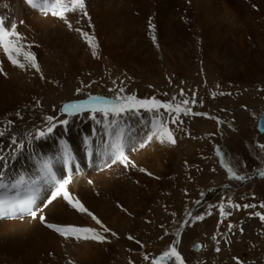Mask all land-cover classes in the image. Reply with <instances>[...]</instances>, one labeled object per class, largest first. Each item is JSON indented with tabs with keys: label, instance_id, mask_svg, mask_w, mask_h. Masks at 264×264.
Returning a JSON list of instances; mask_svg holds the SVG:
<instances>
[{
	"label": "bare ground",
	"instance_id": "bare-ground-1",
	"mask_svg": "<svg viewBox=\"0 0 264 264\" xmlns=\"http://www.w3.org/2000/svg\"><path fill=\"white\" fill-rule=\"evenodd\" d=\"M85 2L90 25L88 17L81 18L80 13H68L67 19L73 29L80 28L95 36L96 57L85 39L50 11L45 14L39 7H32L28 0H0L2 17L9 25L16 22L17 31L23 37L20 43L25 47L18 59L23 62V51L34 53L44 77L41 79L35 69L25 71L14 66L0 49V66L3 67L0 73V130L7 128L9 121L22 125L19 129L11 126L0 135V156L4 157L0 172L4 173L5 183L22 181L18 183L20 186L31 187L35 194L34 207L42 210L35 219L28 215L22 219H0V264H106L113 247L111 232L103 233L106 237L103 242L77 241L65 239L46 226V223L75 225L102 232L91 216L73 208L62 195L52 199L56 182L71 177L66 188L73 202L78 200L113 231L120 217L117 207L125 201L134 207L143 199L145 189L139 184L141 176L152 174V170L162 173L163 165L158 163L157 157L161 145L151 146L150 142L144 148L134 147L136 150L129 153L136 167H125L121 163L109 167L110 145L115 137L109 136L104 124L97 123L91 116L82 120L84 113H61L52 133L37 139V130L46 132L47 129L42 116L48 110L55 112L47 104L48 95L41 96L45 88L93 70L98 73L93 72L91 78L98 80L101 73H105L100 71L101 62L106 68L112 67L127 76L147 73L149 63L156 69L160 64L156 59L158 52L163 54L166 66H173L177 61L176 51L182 59L199 47L208 54L210 66L227 74V64L235 62L233 71L240 75L248 71L253 62L256 49L251 45L260 48L264 56V0ZM150 23L154 27L150 28ZM78 98L70 90L59 97L63 105ZM37 106L41 108H34ZM32 110L40 117L32 115ZM28 115L32 116L31 120ZM60 120L76 121L63 125L58 122ZM150 126L147 114L120 119L119 127L126 129L125 151L133 147L134 139L143 142L141 135H146ZM13 137L23 143L22 149L12 143ZM65 147L70 159L65 157ZM45 162L50 165L49 173L44 170ZM140 168L146 171L141 172ZM41 214L46 223L38 218ZM127 243L129 249L139 248L136 241ZM199 248L194 245L193 251L198 252Z\"/></svg>",
	"mask_w": 264,
	"mask_h": 264
},
{
	"label": "rangeland",
	"instance_id": "rangeland-1",
	"mask_svg": "<svg viewBox=\"0 0 264 264\" xmlns=\"http://www.w3.org/2000/svg\"><path fill=\"white\" fill-rule=\"evenodd\" d=\"M251 48L256 49L253 62L241 75L233 71L235 62L229 61L227 74L213 68L207 63L208 54L196 47V52L182 59L176 51L177 61L173 66H166L167 62L159 52L156 54L160 63L157 69L149 63L147 73L138 72L131 76L118 73L112 67L106 68L101 62L100 71H105L101 73L103 79L91 78L98 71H87L75 79H66L44 89L41 96L48 95L47 104L55 110H48L42 116L45 129L59 120L63 106L59 97L67 90L74 97H80L75 100L86 99L89 94L112 98L120 88L124 89L121 95L135 94L141 99L155 96L169 102L176 97L174 104L187 98L191 113L207 114L185 116L181 112L179 119L183 123L177 128L171 123L167 111L160 109L168 120V127L174 131L176 142L174 145L155 139L150 142L151 146L154 143L161 145L157 157L158 163L163 165L162 173L152 170V177L147 174L141 176L139 184L145 192L138 205L131 207L130 202L125 201L117 207L120 217L117 218V228L111 231L117 235L110 236L113 247L106 264H152L153 259L159 258L174 244L184 264L264 263V220L257 215L264 214V208L260 207L264 203V176L261 175L264 172V148L260 147L264 145V133L257 129V119L264 110V56L260 48L252 45ZM258 58H262L261 61ZM78 88L83 90L77 93ZM181 89L184 97L179 94ZM193 94L195 104L191 103ZM40 106L34 108L39 109ZM181 107L185 106L181 104ZM31 112L39 115L36 111ZM141 114L149 115L150 121L153 118L151 113L143 110ZM84 115L82 120L89 118L91 113L85 112ZM175 115L173 112L172 116ZM49 116L56 120L49 122L46 119ZM27 117H30L28 120L32 118L30 115ZM97 117L99 119V114ZM67 121L74 123L76 120ZM11 126L22 128L20 122L8 124L7 128ZM7 128L0 132H6ZM145 137L141 135L143 141ZM138 142L134 139L133 147L125 151L134 163L135 159L129 153L136 150ZM86 163L90 165V161ZM229 168L245 179L231 178ZM229 200L241 208L231 207ZM221 203L230 215H220ZM243 205L256 207L245 209ZM189 213L193 219L189 218ZM201 215L203 220L194 221ZM229 225L233 227L229 229ZM129 236L134 239H129ZM132 241L139 242L138 249L126 247L127 242ZM199 242L203 247L198 252L193 251L195 243ZM217 247L219 251H216ZM145 255L149 259L145 260ZM161 264L176 262L172 258L161 261Z\"/></svg>",
	"mask_w": 264,
	"mask_h": 264
},
{
	"label": "snow or ice",
	"instance_id": "snow-or-ice-1",
	"mask_svg": "<svg viewBox=\"0 0 264 264\" xmlns=\"http://www.w3.org/2000/svg\"><path fill=\"white\" fill-rule=\"evenodd\" d=\"M28 3L34 7H39L41 11H43L45 14H47L49 11L51 12V15L57 16L60 19L64 20V22L67 24L68 28L70 30H74L77 33H79L86 41V43L90 46L93 57L97 56V48L98 44L96 42L95 36L90 35L88 32H84L80 28L73 29V26L71 22L67 19L68 13H80L81 18L88 17L87 13V6L85 0H28ZM89 19V25H90V17ZM79 23V21H77ZM17 23L11 22V24H8V21L5 17H0V49L3 50V52L7 55L8 60L16 67H18L21 70H29V69H35L37 73H40L41 79H43V74L41 71V68L39 66V63L37 62L35 58V54L30 51H23V62H21L18 59V56L21 54L22 49H24V45L20 43V41L23 39L22 35L17 31ZM150 28L154 27L153 25H149ZM153 41H155V36H153ZM28 49L31 48V45L27 46ZM3 72V67L0 66V73ZM6 75V73H4ZM84 87H90V85H85ZM83 89L78 88L76 91L77 93L81 92ZM121 93H124V89L120 88L117 91L116 96L112 98L102 97V96H94L89 94L86 99L82 100H75L68 103H65L61 109V113H67L68 115H78L83 114L85 112L91 113V118L96 121L97 123H103L106 130H108L109 136H114L110 147H111V163L108 165L109 167L111 164L121 163L125 167H136L135 163L130 161L128 156L125 152V143H124V129L119 127V120L122 117H133L138 116L141 113V110L147 113H151L153 118L151 119V128L149 132L146 134V137L143 142L139 144L140 148H144L149 142L155 140H158L160 143H169V144H175V138H174V131L168 127V120L165 117V114L160 111V109H165L167 111L168 116L171 117V123L175 124L177 128H179L180 124L183 123L182 120L179 119V115L182 112L183 115L187 116L189 114L192 115H207L205 113H191L190 108L187 107L189 104V100L187 98H184L180 102H176L175 104L173 102L176 101V97L172 98V101L169 102H163L159 99H157L155 96L151 98H138L135 94L130 95H121ZM180 96L184 97V92L181 89L180 90ZM167 95V94H165ZM215 95V94H213ZM195 94H193V99L191 103L195 104ZM39 103V102H37ZM181 104H183L185 107H181ZM175 112L176 115L172 116V113ZM97 114H99V119L97 117ZM19 115V113L17 114ZM46 119L49 122H52L56 120L55 117H46ZM60 124L66 125L68 123L67 120H60L58 121ZM9 124L12 122L9 121ZM218 123H221L218 121ZM56 127V123H52L51 127H48L46 129V132L43 130H37L36 138L39 139L41 137H46V134L52 133L53 129ZM183 130V129H181ZM3 132H0V135H3ZM12 143L14 145H17L19 148H23L24 145L22 142L16 141L15 137L12 138ZM261 148H264V145L260 146ZM132 150H135L133 148ZM65 157L70 159V153L65 147L64 150ZM218 150V155H219ZM4 160V157L0 156V162ZM44 170L46 173H49L50 165L45 162ZM140 171L144 172L146 171L143 168L139 169ZM229 173L231 174V178L233 179H240L243 180L245 177L237 176L232 172V169H228ZM148 175H152L151 173H148ZM262 176H264V172L261 173ZM71 177L68 179H64L62 181L56 182L55 191L51 193L52 199H55L57 196H63V198L73 207L76 208L81 213H86L87 215L91 216L92 219L96 222L97 225L100 226L102 229V232L97 231L95 228L91 227H82V226H75V225H57L52 223H46L45 217L41 214L39 215V219L41 222H45L46 226L49 229L54 230L56 233L64 237L65 239L68 238H74L77 241L80 240H94L103 242L106 237L103 235V233L111 232L107 226L103 225V223L93 214L91 213L87 208H85L78 200L74 203L72 198L70 197L69 192L67 191L66 186L70 183ZM22 181H17V183H20ZM8 185L4 182V173L0 172V188H6ZM35 194L28 196L25 199L18 200V201H9L0 199V218L3 217H13V218H23L24 215H28L32 217L33 219L37 218L38 211H42L39 209V207L35 206ZM50 202V201H49ZM199 203V201H197ZM229 205L231 207H235L237 210L241 208L240 205H233L231 204V201L229 200ZM256 205H243V208H255ZM260 207L264 208V203L260 205ZM225 205L221 203L219 205L220 215L221 216H227L231 213H226L224 211ZM210 214V213H209ZM189 218L193 219L191 217V214L189 213ZM261 217L262 220H264V214L257 213ZM204 216H197L194 218V221L203 220ZM229 229H231L233 226L229 225ZM111 235L116 236L117 234L115 232H111ZM129 239H134L133 237L129 236ZM213 239L215 240L216 237L213 236ZM178 242V241H177ZM139 243V242H137ZM203 247V246H198ZM219 247L216 248V251H219ZM172 258L175 259L176 264H184V261L180 255V253L177 251V248L175 247V244L170 247L169 250L164 251L162 255L152 260V264H161V261L164 260H171ZM144 259L147 260L149 257L147 255L144 256Z\"/></svg>",
	"mask_w": 264,
	"mask_h": 264
},
{
	"label": "water",
	"instance_id": "water-1",
	"mask_svg": "<svg viewBox=\"0 0 264 264\" xmlns=\"http://www.w3.org/2000/svg\"><path fill=\"white\" fill-rule=\"evenodd\" d=\"M263 113H262V115L259 117V119H258V130L260 131V132H264V110L262 111ZM198 246H200V244L198 245ZM197 246V247H198ZM199 248V247H198Z\"/></svg>",
	"mask_w": 264,
	"mask_h": 264
}]
</instances>
